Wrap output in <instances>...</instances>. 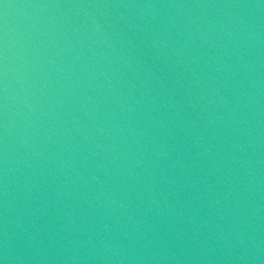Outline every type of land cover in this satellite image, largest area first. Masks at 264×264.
<instances>
[{"label": "water", "instance_id": "95a60500", "mask_svg": "<svg viewBox=\"0 0 264 264\" xmlns=\"http://www.w3.org/2000/svg\"><path fill=\"white\" fill-rule=\"evenodd\" d=\"M0 264H264V0H0Z\"/></svg>", "mask_w": 264, "mask_h": 264}]
</instances>
